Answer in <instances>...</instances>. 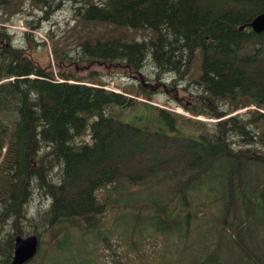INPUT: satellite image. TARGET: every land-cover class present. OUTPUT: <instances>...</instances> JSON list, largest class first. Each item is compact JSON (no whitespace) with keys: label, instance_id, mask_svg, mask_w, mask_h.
Wrapping results in <instances>:
<instances>
[{"label":"trees","instance_id":"1","mask_svg":"<svg viewBox=\"0 0 264 264\" xmlns=\"http://www.w3.org/2000/svg\"><path fill=\"white\" fill-rule=\"evenodd\" d=\"M25 1L0 0L6 19ZM31 1L49 12L60 7L56 0ZM76 3L77 21L106 26L94 38L81 30L75 52L51 37L53 58L43 63L33 31H26V46L0 39V264H12L8 225L22 227L15 216L28 219L36 196L46 209L32 231L56 238L34 258L39 264H74L95 214L113 207L126 212L121 222L132 230L147 219L157 235L175 228L178 238L166 250L177 253L186 243L187 264H264V30L240 28L264 11V0ZM127 29L143 35H119ZM71 61L76 65L67 68ZM100 66L138 74L140 89L105 87ZM164 75L187 91L189 114L152 102L145 77ZM117 140L131 147L128 162L96 166ZM172 147L178 152L170 155ZM87 164L96 166L95 176Z\"/></svg>","mask_w":264,"mask_h":264},{"label":"rangeland","instance_id":"2","mask_svg":"<svg viewBox=\"0 0 264 264\" xmlns=\"http://www.w3.org/2000/svg\"><path fill=\"white\" fill-rule=\"evenodd\" d=\"M56 1L59 2L60 7L49 12L43 9L42 3L34 4L31 0H27L23 5V9L17 13L15 12L11 19H6L7 15L3 14L4 7L0 6V20L2 21H0V39L6 41L10 40L14 47L26 46L28 41L26 31H33V37L38 41L34 51L35 56L43 63H47L50 58H53L52 38L58 42L64 51L75 52L79 47L78 43L81 30L89 31V37L94 38V35L104 36L103 26L106 25L98 24V26L92 27L91 24L77 21L75 15L76 0ZM47 8L50 9V6H47ZM114 29L115 28H112V32H115ZM5 31L8 33V36L6 37L1 33ZM120 34L129 37H136L138 39L142 37L143 32L141 30L127 29L123 30L119 35ZM29 51L32 50L30 49ZM47 52L49 58L47 57ZM241 54H245V52H235V56H241ZM229 55L232 56L233 54L230 53ZM51 63L54 66L53 60H51ZM55 64L57 65V62H55ZM75 65L76 63L71 61L66 66L67 68H70ZM100 68L107 72L103 78V85H107L118 91L126 93H129L128 91H138L141 82H143L138 74L133 73L128 69L110 72V70H107L104 66H100ZM80 70L85 73V70L81 67ZM150 70L151 68L148 66L146 68L148 74L152 72ZM165 77L166 75L162 76L161 79L149 78L150 81L146 79L148 77H145L146 83L144 84L150 91L152 102L166 107H168L169 104V108H174L187 114L188 110L184 107V104L189 99L187 91L182 89L181 86L169 84L164 80ZM139 98L146 100V98L141 95ZM246 108L247 106H244L238 110L244 111ZM261 110L264 112V109ZM200 116L208 118L203 114ZM209 120L213 121L215 118L212 117ZM118 142L119 140H117L114 146L110 149V154H106V156L109 157H103V159L98 161L96 166L100 164V166H103L104 164L101 162L111 159L118 161L116 163L117 165L118 163L125 164L128 162L131 158V156H128L131 147L127 144L119 145ZM140 144L144 145L147 143L140 142ZM121 146L124 147L121 148ZM148 146L149 147L146 149L150 152V155H153L156 149L150 144H148ZM134 148H139V146L135 144ZM177 150L178 149L175 147H172L170 149L168 148L167 152L172 155L173 153H177ZM122 151L126 154L123 155ZM96 166H90L87 164V166L84 167V170H86L89 176H95L93 167ZM30 202L32 203V207L29 209L27 216L29 217L28 219H26V216L25 220L22 217H18V215L15 216V219L18 223L22 224V227L15 228L13 227V223H10L8 229L14 234V237L17 230L23 232V235H27L26 232H29L28 234L36 233L40 238V252L42 248L49 249L52 247L51 245L53 243L56 244V238L50 239V233L44 234L42 232L39 234L32 231V224L43 222V212L45 211L46 206L44 204V199L38 196L31 197ZM199 209H202V206H198L197 210ZM125 214L126 212L124 210H119L116 207L105 208L102 212L95 214L93 219L94 226L92 225L91 233L86 236L85 247L76 253L77 256H75L73 260L74 264H130L127 260L123 259L126 256H128V259L131 260L133 264H187L186 243H180V247L177 248V253L169 254L166 250V248L169 250V245L172 249L174 238H178V233L175 228L171 229V235L168 233L157 235L155 231L151 230L153 228L151 220L147 219L141 230H132V225L130 223L126 224L121 222ZM109 225L110 228H108ZM23 226L25 230L23 229ZM97 227H106L107 231L105 233L99 232L96 229ZM49 228H53V226L50 225ZM68 230L70 233L75 232L72 234L74 241L78 244L83 243L84 239L77 227L70 226ZM193 231H196V229ZM95 237L98 239L94 243ZM59 240H61V236L59 237ZM195 245V247H197L198 243H195ZM38 254L36 255L38 258H42L44 255ZM164 254L165 258H163ZM13 255L14 251L11 257L12 259ZM34 258L31 257L24 264H39ZM66 264L72 263L69 261Z\"/></svg>","mask_w":264,"mask_h":264},{"label":"water","instance_id":"3","mask_svg":"<svg viewBox=\"0 0 264 264\" xmlns=\"http://www.w3.org/2000/svg\"><path fill=\"white\" fill-rule=\"evenodd\" d=\"M244 25L251 26L256 32L264 30V11L256 14L247 23L241 24L240 28H242ZM15 241V251L12 264H24L37 253L40 245V239L36 233L26 236L17 234L15 236Z\"/></svg>","mask_w":264,"mask_h":264},{"label":"bare ground","instance_id":"4","mask_svg":"<svg viewBox=\"0 0 264 264\" xmlns=\"http://www.w3.org/2000/svg\"><path fill=\"white\" fill-rule=\"evenodd\" d=\"M249 27V26H248Z\"/></svg>","mask_w":264,"mask_h":264}]
</instances>
